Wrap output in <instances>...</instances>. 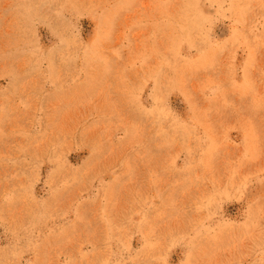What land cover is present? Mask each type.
Returning <instances> with one entry per match:
<instances>
[{"label": "rangeland", "instance_id": "rangeland-1", "mask_svg": "<svg viewBox=\"0 0 264 264\" xmlns=\"http://www.w3.org/2000/svg\"><path fill=\"white\" fill-rule=\"evenodd\" d=\"M0 264H264V0H0Z\"/></svg>", "mask_w": 264, "mask_h": 264}]
</instances>
